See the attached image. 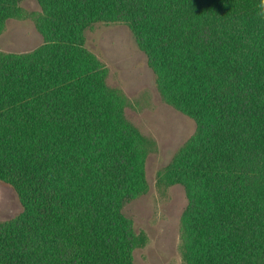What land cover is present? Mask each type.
Instances as JSON below:
<instances>
[{"label": "trees", "instance_id": "trees-1", "mask_svg": "<svg viewBox=\"0 0 264 264\" xmlns=\"http://www.w3.org/2000/svg\"><path fill=\"white\" fill-rule=\"evenodd\" d=\"M0 0L43 36L0 53V182L21 210L0 220V264H135L129 201L145 194L152 141L85 44L127 25L161 98L195 130L158 173L183 186L184 264H264V0Z\"/></svg>", "mask_w": 264, "mask_h": 264}, {"label": "rangeland", "instance_id": "rangeland-1", "mask_svg": "<svg viewBox=\"0 0 264 264\" xmlns=\"http://www.w3.org/2000/svg\"><path fill=\"white\" fill-rule=\"evenodd\" d=\"M21 5L26 12L39 10L35 0H23ZM24 16L22 10L0 28V53L31 51L42 43L36 21ZM85 44L106 67L107 84L121 89L128 98V120L152 141L145 160L148 190L124 206L137 233L134 263L184 264L181 215L187 203L186 193L179 184H160L158 173L193 134L195 123L161 98L146 55L127 25L96 23L86 30ZM21 208L16 191L0 182V220L14 218Z\"/></svg>", "mask_w": 264, "mask_h": 264}, {"label": "clouds", "instance_id": "clouds-1", "mask_svg": "<svg viewBox=\"0 0 264 264\" xmlns=\"http://www.w3.org/2000/svg\"><path fill=\"white\" fill-rule=\"evenodd\" d=\"M257 15L261 18H264V6L260 7L259 11L257 12Z\"/></svg>", "mask_w": 264, "mask_h": 264}]
</instances>
